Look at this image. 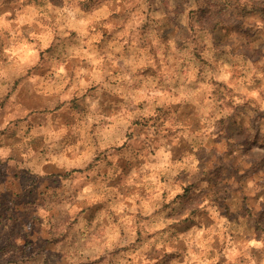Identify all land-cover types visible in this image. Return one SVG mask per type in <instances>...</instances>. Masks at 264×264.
<instances>
[{"label":"clouds","instance_id":"clouds-1","mask_svg":"<svg viewBox=\"0 0 264 264\" xmlns=\"http://www.w3.org/2000/svg\"><path fill=\"white\" fill-rule=\"evenodd\" d=\"M0 264H264V0H0Z\"/></svg>","mask_w":264,"mask_h":264},{"label":"crops","instance_id":"crops-1","mask_svg":"<svg viewBox=\"0 0 264 264\" xmlns=\"http://www.w3.org/2000/svg\"><path fill=\"white\" fill-rule=\"evenodd\" d=\"M18 202H20V201H18Z\"/></svg>","mask_w":264,"mask_h":264}]
</instances>
